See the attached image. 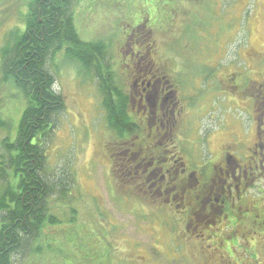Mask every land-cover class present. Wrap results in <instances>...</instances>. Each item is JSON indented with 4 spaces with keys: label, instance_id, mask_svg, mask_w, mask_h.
I'll return each instance as SVG.
<instances>
[{
    "label": "rangeland",
    "instance_id": "374dc122",
    "mask_svg": "<svg viewBox=\"0 0 264 264\" xmlns=\"http://www.w3.org/2000/svg\"><path fill=\"white\" fill-rule=\"evenodd\" d=\"M116 1L71 0V9L82 42L91 44L98 43L101 37L104 39V44L101 43L106 48L104 62L112 68L115 76H119L116 81L125 89L127 44L135 47L133 41L128 43L130 38L127 35L132 23L140 21L135 0ZM19 2L7 0L0 7V50L3 46L8 47L4 45L7 40L6 37L4 39L5 33L16 24V14L23 12ZM5 5L11 10L10 17L8 11H4ZM171 7L174 12L170 14L174 19L171 21L169 16H165L163 29L166 26L172 29L174 37H167L164 30L163 35L156 30L146 32L145 28H149L142 27L144 22L136 28L139 47L147 50L153 58L162 53L163 48V62H166L164 65L168 70L178 72L183 80L188 78L191 90L186 92H191L194 95L191 99L195 100V105L189 106L190 118L201 122L202 132L217 128L222 120L236 125L239 130L248 131L250 123L246 117L251 105L248 103L249 108L245 109V101L236 98L231 93L233 91L229 92L231 98L227 97L224 91L228 92L230 82L224 75L243 72L248 78L245 81L249 95L254 90L251 81L261 79L260 73L264 72V0H172ZM190 29L197 33L196 40L200 36L204 41L198 46L194 43L190 50L185 47L181 51L182 59H172L166 47L168 41L180 43L178 38L187 40L181 33ZM83 44L71 48L70 57L57 53L46 61V69L53 79L52 89L61 95L63 107L52 114V128L42 144L45 160L42 175L52 187L48 207L63 224L45 231V238L50 236L52 240L48 241L62 246L65 252L69 251V255H74L73 252L80 255L83 262L85 251L82 248L93 249L92 243H96V251L89 250L93 252L92 257L96 253L100 255L104 248L102 233L99 237L96 234L99 225L110 230V226L116 224L119 228V247L115 246L116 255L111 262H91L88 258L84 261L86 264H218L194 262L180 248L163 250V240L160 242L163 228L150 222L154 215L146 214V209L134 210V204H129L125 193L127 188L122 187L126 183L118 181L116 166L105 155L114 152L115 140L107 125L108 108L104 104L102 106L99 80L96 78L103 71L99 67V72L95 74L93 66L86 68L84 63L72 58L79 55L96 61ZM212 66H218V70L215 71ZM3 76L0 72V154H3L1 144L6 136L15 134L20 109L24 107L22 94L15 90L14 94L11 93L13 87L4 82ZM208 85H212V89ZM229 99L237 101L238 106L230 104ZM244 110L247 114L243 113ZM2 186L4 184L1 183L0 189ZM262 186L264 190V180ZM155 209L152 207L149 211ZM112 237L110 234L109 241ZM65 241H70V245H66ZM71 246H75L76 251L67 249ZM117 258L121 261L118 262ZM46 263L60 262L55 259Z\"/></svg>",
    "mask_w": 264,
    "mask_h": 264
},
{
    "label": "flooded vegetation",
    "instance_id": "af4514ba",
    "mask_svg": "<svg viewBox=\"0 0 264 264\" xmlns=\"http://www.w3.org/2000/svg\"><path fill=\"white\" fill-rule=\"evenodd\" d=\"M137 37L138 29L128 34L135 47L127 44L125 58L131 130L122 139L111 130L114 152L105 153L118 181L126 183L129 204L154 215L150 222L163 228V250L180 248L194 262L264 264V72L251 81L250 95L243 72L224 75L233 83L227 97L233 91L245 109L251 105L249 114L242 111L248 131L222 120L202 132L201 122L190 118L195 100L186 92L189 83L184 88L181 74L169 71L165 61L163 68L155 66ZM234 99L230 104L238 106ZM111 226V241L108 234L102 238L116 251L119 228Z\"/></svg>",
    "mask_w": 264,
    "mask_h": 264
},
{
    "label": "trees",
    "instance_id": "16d2710c",
    "mask_svg": "<svg viewBox=\"0 0 264 264\" xmlns=\"http://www.w3.org/2000/svg\"><path fill=\"white\" fill-rule=\"evenodd\" d=\"M3 2L5 4L7 0H0V7ZM135 2L138 3L135 8L140 22L132 23L130 32L146 22L149 28H145L146 32L156 30L163 35L164 30L167 37H174L172 29L167 26L163 29L165 16H169L171 21L174 19L170 14L173 11L172 0ZM19 7L23 12L16 14V24L4 36V39L7 38L4 45L8 47L3 46L0 50L3 80L13 87L11 93L14 94L15 90L22 94L24 101L15 134H8L1 144L3 154H0V184L4 186L0 189V264H45L54 262L55 259L60 262L58 264H86L84 261L88 258L91 262H111L116 253L112 244L107 241L101 254L96 253L93 257L96 243H92L93 249L82 248L85 251L82 262L80 255L74 252V255H69V251L65 252L62 246L48 241L52 240L50 236L45 238V231L63 224L56 215L51 214V208L48 207L52 187L42 175L45 162L42 144L52 128V116L63 107L61 95L52 89L53 79L46 69V61L49 56L53 58L57 53L70 57L69 50L84 43V48L89 50L96 61L90 62L88 58L84 59L79 55L72 58L84 63L86 68L93 66L95 74L101 67L103 72L96 78L99 80L102 106L104 104L108 108L107 125L111 130L117 131L121 139L131 130L126 113L127 96L124 86L118 84L116 78L119 76H115L112 68L104 62V39L101 37L98 43L91 44L80 40L74 24L75 14L71 9V0H20ZM6 10L10 17L8 5H5L4 11ZM181 35L187 37V40L178 38L180 43H167L172 59H182L181 51L185 47L190 50L194 43L198 46L204 41L200 36L196 40L197 33L194 34L192 29ZM153 60L155 66L163 68V48L162 53ZM212 69L217 71L218 66H212ZM183 81V87L187 88L188 78ZM62 193L64 196L65 192ZM111 229L107 230L100 224L96 234L99 237L102 233V237H106V234H111ZM98 237L96 240L99 242ZM65 242L66 245L71 243ZM71 247L67 249L76 251L75 246Z\"/></svg>",
    "mask_w": 264,
    "mask_h": 264
}]
</instances>
